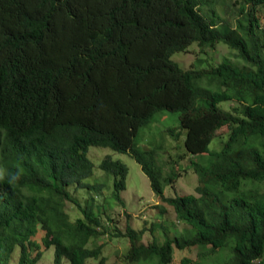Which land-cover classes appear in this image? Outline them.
<instances>
[{
  "label": "trees",
  "instance_id": "16d2710c",
  "mask_svg": "<svg viewBox=\"0 0 264 264\" xmlns=\"http://www.w3.org/2000/svg\"><path fill=\"white\" fill-rule=\"evenodd\" d=\"M263 6L0 0V264H38L49 248L52 264H103V245L90 246L106 238L128 240L126 264H172L174 250L193 247L194 264H264ZM219 43L235 63L184 70L172 60L192 44L203 53ZM160 111L179 112L184 148L197 158L189 167L194 195L164 196L180 172L171 166L165 174L158 149L135 144ZM221 129L226 141L209 151ZM90 147L131 157L185 228H172L173 238L162 222L139 232L127 224L121 233L112 211L123 206L128 169L108 156L100 162L112 178L106 195V182H89ZM70 189L84 191L85 204ZM145 233L150 242L137 244Z\"/></svg>",
  "mask_w": 264,
  "mask_h": 264
},
{
  "label": "rangeland",
  "instance_id": "374dc122",
  "mask_svg": "<svg viewBox=\"0 0 264 264\" xmlns=\"http://www.w3.org/2000/svg\"><path fill=\"white\" fill-rule=\"evenodd\" d=\"M257 17L260 21V27L264 31V6L258 9ZM172 60L179 65L180 68L188 70L190 68H208L221 63L223 60H230L235 63L234 52L228 49L222 43L216 45L213 49L206 48L200 52L196 44L188 47L185 53L179 52L172 56ZM231 104L223 102L220 108L229 110ZM173 131L170 135L169 131ZM227 138V130L221 129L216 133L215 138L208 146L209 151H216L225 142ZM185 132L179 128V112L160 111L156 112L150 122L140 128L135 144L143 150L158 149L157 159L160 165L163 166L164 173L171 171V166L174 171H179L180 175L175 182H172L164 190V196H186L194 195L195 188L198 185L197 177L190 169V161L197 160L191 157L184 148ZM110 157L113 161H120L127 167V176L125 179V191L121 193L123 206L117 205L113 211V219L115 225L121 233H124L127 224L136 231L147 230L155 223H161L167 231L169 238H173V231H180L185 228L183 224L175 221V214L171 207L162 202L152 193L148 178L141 171L140 166L126 154L116 153L107 148L90 147L87 157L94 165L93 178L89 180L93 183L97 180L106 182L104 191L105 194H111L112 178H107L106 174L100 171L99 164L105 157ZM160 158V159H159ZM107 180V181H106ZM70 194L73 199L81 205L85 204L87 194L84 191H73L70 189ZM111 203L114 201L111 200ZM160 208L165 209L162 211ZM65 209L67 213L74 214L75 207L66 203ZM172 228L174 230L172 231ZM145 233L141 238L142 241L137 244L146 245L150 242ZM102 244L101 258L104 259L103 264H126L124 256L128 250L129 242L126 239H117L109 241L97 239L93 246ZM196 248H190L184 251L174 250L172 264H183L181 261L188 259L194 264L197 260ZM53 249L46 250L44 257L38 264H52ZM88 264H98L90 260Z\"/></svg>",
  "mask_w": 264,
  "mask_h": 264
},
{
  "label": "clouds",
  "instance_id": "9594fccd",
  "mask_svg": "<svg viewBox=\"0 0 264 264\" xmlns=\"http://www.w3.org/2000/svg\"><path fill=\"white\" fill-rule=\"evenodd\" d=\"M4 172L2 169H0V179L3 178ZM19 178V173H17L16 175L13 176V179H18Z\"/></svg>",
  "mask_w": 264,
  "mask_h": 264
}]
</instances>
